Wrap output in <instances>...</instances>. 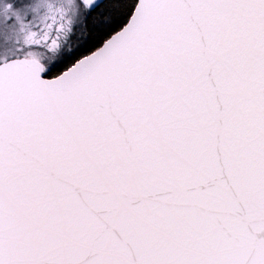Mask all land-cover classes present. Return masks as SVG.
<instances>
[{"label":"snow or ice","instance_id":"1","mask_svg":"<svg viewBox=\"0 0 264 264\" xmlns=\"http://www.w3.org/2000/svg\"><path fill=\"white\" fill-rule=\"evenodd\" d=\"M0 264H264V0H0Z\"/></svg>","mask_w":264,"mask_h":264}]
</instances>
